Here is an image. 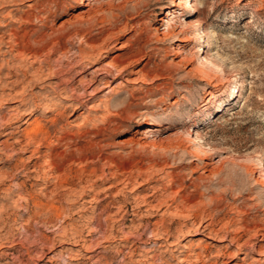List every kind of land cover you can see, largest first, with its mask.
<instances>
[{
  "label": "rangeland",
  "instance_id": "374dc122",
  "mask_svg": "<svg viewBox=\"0 0 264 264\" xmlns=\"http://www.w3.org/2000/svg\"><path fill=\"white\" fill-rule=\"evenodd\" d=\"M0 264H264V0H0Z\"/></svg>",
  "mask_w": 264,
  "mask_h": 264
},
{
  "label": "bare ground",
  "instance_id": "6f19581e",
  "mask_svg": "<svg viewBox=\"0 0 264 264\" xmlns=\"http://www.w3.org/2000/svg\"><path fill=\"white\" fill-rule=\"evenodd\" d=\"M88 0H81V3H86ZM91 1H96V0H89V3L91 2ZM88 4V3H87ZM199 8L197 7V6H193V7H191V12L192 13H190V14H188V16H193V15H196L198 12H199ZM171 15H173L172 13H168V15L167 16H171ZM170 19H171V17L169 18V17H167L166 19L164 18V19H161L164 23H167L168 25H169V22H170ZM70 21V20H69ZM65 23L66 22H68L67 20L66 21H64ZM64 23V24H65ZM172 23V22H171ZM183 24V28H185L186 26H190V23H184V22H182ZM68 25V24H67ZM66 28V27H65ZM63 30V29H62ZM185 31H187V30H180V32L179 33H181L182 34V38H181V41L182 42H184V43H188V42H190V38H189V36H187V35H185L184 33H185ZM167 35H169V34H166V36ZM181 36V35H180ZM194 49H196V47L195 48H193V50ZM195 51H197V49L195 50ZM201 51V50H200ZM194 54V53H193ZM207 59V58H206ZM200 61H205V60H200ZM209 63H211V62H209ZM213 63V62H212ZM205 64L206 65H208V61H207V63L205 62ZM214 64V63H213ZM198 71H199V73H201V75H204V77L207 75L206 74V72H205V70L203 69V68H198ZM206 77H208V75L206 76ZM208 82H209V80H208ZM153 135L152 134H146L145 136H143V140L140 142V143H142V145H148V144H150L151 146H157L156 145V141H152L151 140V138L150 137H152ZM200 135L198 134L197 135V137H199ZM201 138V137H200ZM200 140V139H199ZM161 143H160V145H162V141H160ZM194 142V141H193ZM150 146V147H151ZM187 149H189V148H187ZM207 151V150H206ZM208 152V151H207ZM186 153H188V154H190L192 157H194V158H198L199 160H200V162H201V165H197V167H200L202 170H208V171H210V172H213V169H215V165H212L213 164V162L211 161V160H208V159H204L203 157H201L200 156V154H199V152H198V150H186ZM203 153V152H202ZM197 159V160H198ZM212 165V166H211ZM209 166H211V167H213V169L211 170L210 168L211 167H209ZM221 168V167H220ZM198 169V168H197ZM219 169V168H218ZM217 170V169H216ZM201 227H203V228H206V226L204 227V226H201ZM205 230V229H204ZM187 232H189V230L187 231ZM217 237V236H216ZM167 239H169V238H167ZM169 241V240H168Z\"/></svg>",
  "mask_w": 264,
  "mask_h": 264
}]
</instances>
